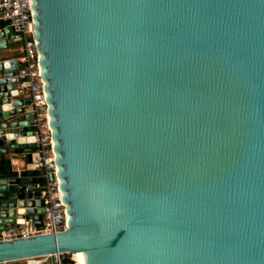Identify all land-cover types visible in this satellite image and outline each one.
<instances>
[{"label": "water", "instance_id": "1", "mask_svg": "<svg viewBox=\"0 0 264 264\" xmlns=\"http://www.w3.org/2000/svg\"><path fill=\"white\" fill-rule=\"evenodd\" d=\"M32 5L68 220L0 237V264H264V0ZM13 36L1 23L0 229L44 211Z\"/></svg>", "mask_w": 264, "mask_h": 264}, {"label": "built area", "instance_id": "2", "mask_svg": "<svg viewBox=\"0 0 264 264\" xmlns=\"http://www.w3.org/2000/svg\"><path fill=\"white\" fill-rule=\"evenodd\" d=\"M32 0H0V24L13 28L15 41L22 44V55L18 58L25 68L26 78L18 83L21 91L31 98V111L34 115L36 149L39 159L36 168L40 170L38 180L34 183L37 197L43 200L44 211L42 224L36 225L31 219L21 224H12L0 229V237L4 240L27 238L40 234H56L66 229L68 213L63 199L60 181L57 177L56 154L53 148L52 128L49 121L48 101L41 76L38 41L34 37ZM11 163L16 161L11 159ZM54 173V180L50 174ZM48 256L33 258L34 263L41 264ZM56 264H78L77 257L71 253L55 255Z\"/></svg>", "mask_w": 264, "mask_h": 264}, {"label": "crops", "instance_id": "3", "mask_svg": "<svg viewBox=\"0 0 264 264\" xmlns=\"http://www.w3.org/2000/svg\"><path fill=\"white\" fill-rule=\"evenodd\" d=\"M10 42H11V47L9 50H6V54L7 57L9 58H19L23 51H22V44L19 41H15L12 37H10ZM26 93V92H24ZM25 95H28L27 93ZM30 110V109H29ZM10 159H14L16 161L15 164H12L13 167L17 168L18 170H22V169H27L28 167V163L19 156L16 155H9ZM36 177H39V174H36ZM34 263V260L31 259H21V260H15V261H10V262H6L4 264H32ZM41 264H53V261L51 260V258H47L46 260H42Z\"/></svg>", "mask_w": 264, "mask_h": 264}, {"label": "bare ground", "instance_id": "4", "mask_svg": "<svg viewBox=\"0 0 264 264\" xmlns=\"http://www.w3.org/2000/svg\"><path fill=\"white\" fill-rule=\"evenodd\" d=\"M74 256H76V257H77V254H76V253H74Z\"/></svg>", "mask_w": 264, "mask_h": 264}]
</instances>
